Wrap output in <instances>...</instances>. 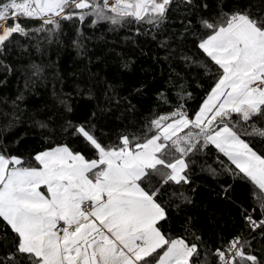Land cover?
Returning a JSON list of instances; mask_svg holds the SVG:
<instances>
[{"label": "snow or ice", "instance_id": "1", "mask_svg": "<svg viewBox=\"0 0 264 264\" xmlns=\"http://www.w3.org/2000/svg\"><path fill=\"white\" fill-rule=\"evenodd\" d=\"M89 21L143 36L168 79L141 114L143 84L122 95L89 72L72 92L53 88L11 140L26 97L2 98L0 264H264V0H0V54L32 40L40 51L65 22L83 54ZM197 168L232 205L227 231L190 215L169 226ZM235 182L247 202L229 195Z\"/></svg>", "mask_w": 264, "mask_h": 264}, {"label": "trees", "instance_id": "2", "mask_svg": "<svg viewBox=\"0 0 264 264\" xmlns=\"http://www.w3.org/2000/svg\"><path fill=\"white\" fill-rule=\"evenodd\" d=\"M32 26L29 24V27ZM84 35L86 39L83 54H78L77 49L72 47L71 39L75 37V28L67 22L62 26L57 39L51 43L47 39L40 41V51L36 50V41L32 40L22 41L29 44L27 49L12 45L8 51L0 54V60L11 69L9 71L8 68L0 66V110L5 107L2 98L6 97L10 103L19 91H24L26 97L21 105L27 109L24 113V123L6 134L9 140L26 131L27 117L33 108L51 102L53 88L57 92H72L77 82L88 78L89 72L98 74L97 79L103 78L118 84L122 95L143 84L144 91L140 97L133 99V103L140 101L141 114L153 107L155 93L161 90L168 79V66L164 64L161 73V65L152 60L154 49L146 46L144 37L130 39L131 29L128 26L112 29L107 22L91 26L90 21L84 25ZM158 55L163 56V52ZM32 63L40 65L43 69L39 78L31 76L34 71ZM27 77H31L34 84L29 83L28 89L25 90ZM103 86L101 84V88ZM75 102L77 114L86 110L89 103L84 97ZM112 119L114 120V117ZM33 144L34 140L29 131L28 136L21 142V150ZM208 163L211 164L212 161L209 160ZM194 173L192 185L185 186L186 194L192 203L182 205L183 210L178 215L173 213L176 218L170 221L169 226L174 231H179L183 217L190 215L197 222L196 226L204 229L206 234L214 230L213 221H216V227L222 224L227 231L231 226L230 217L233 215L231 203L217 194L218 184L207 172L201 173L197 168ZM220 182H223V178ZM192 188H195L194 192ZM229 195L233 199L246 202L249 200V190L240 182L233 183Z\"/></svg>", "mask_w": 264, "mask_h": 264}]
</instances>
